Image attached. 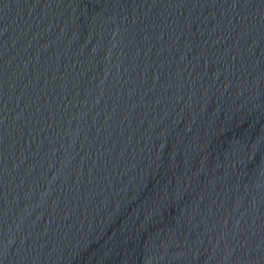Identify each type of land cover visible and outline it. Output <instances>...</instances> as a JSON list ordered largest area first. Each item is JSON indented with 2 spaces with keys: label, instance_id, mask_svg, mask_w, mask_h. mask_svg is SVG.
Instances as JSON below:
<instances>
[{
  "label": "water",
  "instance_id": "1",
  "mask_svg": "<svg viewBox=\"0 0 264 264\" xmlns=\"http://www.w3.org/2000/svg\"><path fill=\"white\" fill-rule=\"evenodd\" d=\"M0 264H264V0H0Z\"/></svg>",
  "mask_w": 264,
  "mask_h": 264
}]
</instances>
